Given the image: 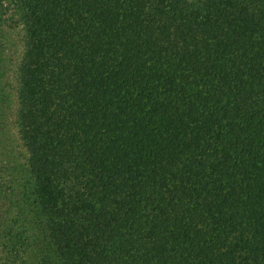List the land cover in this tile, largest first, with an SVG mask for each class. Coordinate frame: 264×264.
I'll list each match as a JSON object with an SVG mask.
<instances>
[{
  "label": "trees",
  "instance_id": "obj_1",
  "mask_svg": "<svg viewBox=\"0 0 264 264\" xmlns=\"http://www.w3.org/2000/svg\"><path fill=\"white\" fill-rule=\"evenodd\" d=\"M8 8L0 264H264V0Z\"/></svg>",
  "mask_w": 264,
  "mask_h": 264
},
{
  "label": "rangeland",
  "instance_id": "obj_2",
  "mask_svg": "<svg viewBox=\"0 0 264 264\" xmlns=\"http://www.w3.org/2000/svg\"><path fill=\"white\" fill-rule=\"evenodd\" d=\"M0 16L2 17L3 20H5V30L7 31L6 36L7 39L5 40V52H6V56L8 57L7 59H9L11 61V65L10 68L14 69V71H10V76H11V84L13 86V88L16 87V80L15 78H13V75L15 73V66L18 62V58L20 56V52L22 51V45H21V41H20V33H21V26L19 25L18 21H16V19H14L13 16V10L9 9H3V12L0 11ZM8 60V61H9ZM11 90V89H10ZM12 92V91H11ZM12 102H9V107L6 109V114H5V125H6V129H7V138L8 136L11 138L9 139L10 142L13 144V146H15L16 151L18 152V154L25 156L26 153L23 149V146L21 144L20 141H15L13 142L12 140V135H17V129L15 127V115H16V110H17V103H16V98L14 95V92H12ZM19 160V162L22 163L21 159H17Z\"/></svg>",
  "mask_w": 264,
  "mask_h": 264
}]
</instances>
